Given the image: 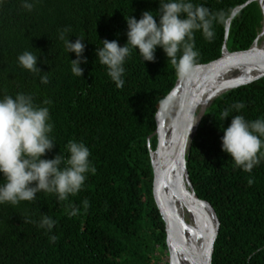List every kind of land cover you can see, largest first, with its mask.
I'll use <instances>...</instances> for the list:
<instances>
[{
  "label": "trees",
  "instance_id": "16d2710c",
  "mask_svg": "<svg viewBox=\"0 0 264 264\" xmlns=\"http://www.w3.org/2000/svg\"><path fill=\"white\" fill-rule=\"evenodd\" d=\"M248 1L195 0L222 13L225 23L215 25L211 42L195 32L200 54L194 65L222 56L228 20ZM158 7L159 0H38L28 11L22 0L0 3V97L30 93L36 104L49 107L56 145L44 158L66 154L70 140L83 141L96 169L67 201L40 192L35 201L0 204V264H160L161 254L168 252L148 137L157 129V112L179 76L162 48L154 62L145 63L133 49L125 63L124 86L117 88L96 57L104 39L118 40L121 46L127 42L125 16L139 19L143 11ZM263 21L259 2L239 11L231 21L229 50L249 49ZM68 26L66 36L73 42L85 37L83 76L72 73L76 54L68 53L59 39ZM26 50L39 56L38 67L47 73L20 66L18 56ZM45 74L47 84L40 79ZM46 100L50 103L44 105ZM237 102L245 107L221 119L222 111ZM236 114L249 120L264 117V78L213 101L193 139L187 166L198 196L213 204L221 221L213 264H264V160L245 172L221 149V128ZM157 144L155 136L152 148ZM84 200L89 207L84 208ZM73 206L78 208L75 216L70 215ZM44 214L56 220L50 233L38 227ZM50 235L58 237L55 243L49 242Z\"/></svg>",
  "mask_w": 264,
  "mask_h": 264
},
{
  "label": "clouds",
  "instance_id": "9594fccd",
  "mask_svg": "<svg viewBox=\"0 0 264 264\" xmlns=\"http://www.w3.org/2000/svg\"><path fill=\"white\" fill-rule=\"evenodd\" d=\"M36 2L38 0H22V6L32 11ZM125 19L127 42L121 46L118 40L104 39L103 46L96 49V57L107 67V74L117 88L124 86L125 63L133 49L139 52L145 63L154 62L157 48H162L168 61L175 66L177 75L185 77L200 54L195 46V32L201 31L211 42L215 25L225 23L222 13L213 12L195 0H159L157 9L143 11L139 19L134 15L125 16ZM69 31L70 26L62 29L59 39L64 41L68 53L76 54V58L71 59L72 73L83 76L81 65L88 62L84 55L85 37L77 36L73 42L66 36ZM38 61L39 56L31 51L26 50L18 56L20 66L26 70L47 73L38 67ZM40 79L42 83L49 82L47 74ZM49 103L44 101V105ZM244 107L242 102L235 103L231 109L222 111L221 119L228 118L232 109L239 113ZM203 113L194 116L190 133ZM231 117V123L221 128V149L236 167L251 172L264 160V117L255 120L242 114ZM53 129L49 107L36 104L32 94L19 92L14 96L0 97V204L15 206L21 201H35L40 192L54 194L58 201H67L70 195L75 196L82 190L87 174L95 173L90 160L91 150L83 141L70 140L66 154L60 151L53 158H44L56 145L51 136ZM252 182L249 180L250 184ZM82 203L84 208L90 206L88 200ZM77 212L78 208L73 206L70 215L75 216ZM25 221L33 222L27 217ZM55 225L56 220L47 214L38 221V227L49 233ZM57 239L56 235L49 236L50 243Z\"/></svg>",
  "mask_w": 264,
  "mask_h": 264
},
{
  "label": "water",
  "instance_id": "95a60500",
  "mask_svg": "<svg viewBox=\"0 0 264 264\" xmlns=\"http://www.w3.org/2000/svg\"><path fill=\"white\" fill-rule=\"evenodd\" d=\"M253 2H259L264 14L263 0H249L235 9L228 20L222 56L209 63L194 65L185 77L178 78L157 112V129L148 137L154 170V196L168 229L169 264H213L221 221L213 204L198 196L190 178L187 156L213 101L233 89L264 78V44L259 45L264 35V21L262 31L249 49L231 51L227 44L232 19ZM233 72H236L234 76L220 81L221 77ZM216 80L221 82L216 86L218 93L209 104L200 105L201 95ZM174 103H178V108L172 140L170 145H166L163 112ZM201 111L204 113L190 133L194 116ZM155 136L158 144L153 149L151 141ZM174 200L184 204L189 213L186 218L175 208Z\"/></svg>",
  "mask_w": 264,
  "mask_h": 264
},
{
  "label": "bare ground",
  "instance_id": "6f19581e",
  "mask_svg": "<svg viewBox=\"0 0 264 264\" xmlns=\"http://www.w3.org/2000/svg\"><path fill=\"white\" fill-rule=\"evenodd\" d=\"M264 3V0H263ZM264 44V43H263ZM236 72H233L232 74L225 75L224 77L220 78V81H224L226 78L234 76ZM219 80H216L212 86L207 89L200 98V105H207L209 104L215 97V95L218 93L217 90V84L220 82ZM221 83V82H220ZM178 108V103L170 104L165 108V111L163 112V120H164V137H165V143L166 145H170L172 140V129H173V122L175 118V114ZM176 199V198H175ZM175 208L178 210V212L184 216L185 218L188 216V210L185 208L184 204L178 200H174Z\"/></svg>",
  "mask_w": 264,
  "mask_h": 264
},
{
  "label": "rangeland",
  "instance_id": "374dc122",
  "mask_svg": "<svg viewBox=\"0 0 264 264\" xmlns=\"http://www.w3.org/2000/svg\"><path fill=\"white\" fill-rule=\"evenodd\" d=\"M263 43H264V35L262 36V38H261V40L259 42V45L261 46ZM161 255L163 257V260L161 261L160 264H169V260H170L169 253L165 252V253H162Z\"/></svg>",
  "mask_w": 264,
  "mask_h": 264
}]
</instances>
